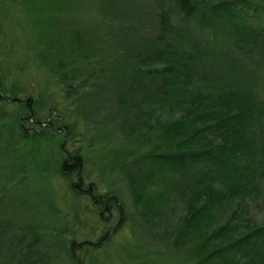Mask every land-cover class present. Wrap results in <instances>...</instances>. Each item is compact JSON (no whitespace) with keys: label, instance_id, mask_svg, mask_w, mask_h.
<instances>
[{"label":"rangeland","instance_id":"obj_1","mask_svg":"<svg viewBox=\"0 0 264 264\" xmlns=\"http://www.w3.org/2000/svg\"><path fill=\"white\" fill-rule=\"evenodd\" d=\"M117 1L115 11L102 12L106 0H0V264L15 261L8 253L16 243L17 250L32 245L37 264H194L186 253L194 242L181 245L176 236L191 191L174 181L149 193L152 204H135L127 170L112 167L117 153L144 152L149 142L137 145L140 140L163 136L162 120L144 116L140 135L136 125L120 122L110 107L113 84L101 90L99 112L87 119L89 94L82 93L88 88L70 86L67 96L56 73L57 59L69 61L74 33L93 51L119 54L131 44V24L154 33L153 15L142 12L150 0ZM71 156L76 164L68 171L63 163ZM76 173L83 179L78 188L91 183L94 194L113 196L109 201L118 208L112 219L103 205L93 206L87 194L75 191ZM259 180L242 202L240 225L264 222V178ZM227 213L217 218L223 221Z\"/></svg>","mask_w":264,"mask_h":264},{"label":"trees","instance_id":"obj_2","mask_svg":"<svg viewBox=\"0 0 264 264\" xmlns=\"http://www.w3.org/2000/svg\"><path fill=\"white\" fill-rule=\"evenodd\" d=\"M150 1L142 12L153 15L152 35L131 24V44L119 54L93 51L74 33L67 65L60 59L55 65L59 80L67 96L70 86L88 88L87 119L99 112L101 90L113 84L110 107L120 122L136 125L140 135L144 116L162 120L163 136L140 140L149 149L138 154L119 149L112 167L127 170L135 204H152L149 193L174 181L191 191L176 236L181 245L194 242L186 250L194 264H264V222H239L242 202L264 178V0ZM117 2L106 0L101 11H115ZM227 210L223 221L217 218ZM14 245L11 264L38 263L32 245Z\"/></svg>","mask_w":264,"mask_h":264},{"label":"flooded vegetation","instance_id":"obj_3","mask_svg":"<svg viewBox=\"0 0 264 264\" xmlns=\"http://www.w3.org/2000/svg\"><path fill=\"white\" fill-rule=\"evenodd\" d=\"M67 160V161H66ZM66 160H64V163H63V167H65L68 171H72L74 170V165L76 163H73L72 158L68 157ZM76 179L78 180V182L80 183H77L76 185L74 184L73 186H76L74 187L75 188V191L76 192H81V193H85L87 194V196L90 198V201L92 203L93 206H98V205H103L104 207V210H106L108 212V219H112V215H111V210L113 208V206H116L118 208V204L115 202L114 204H112L109 199L110 198H113L112 195H107V196H100L99 194L96 195L94 194L93 192V186L91 183H89L86 188H83V187H80L78 188V185H81L83 184V180H81L80 178L77 177L76 175Z\"/></svg>","mask_w":264,"mask_h":264}]
</instances>
